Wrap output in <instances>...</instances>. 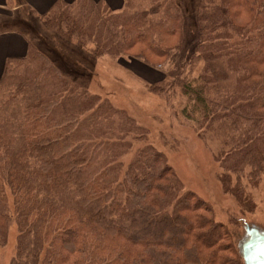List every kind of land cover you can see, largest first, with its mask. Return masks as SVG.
<instances>
[{
  "label": "trees",
  "instance_id": "16d2710c",
  "mask_svg": "<svg viewBox=\"0 0 264 264\" xmlns=\"http://www.w3.org/2000/svg\"><path fill=\"white\" fill-rule=\"evenodd\" d=\"M123 3L114 11L103 0H58L39 18L40 37L94 60L150 67L183 48L176 0ZM195 18L199 41L187 67L201 69L178 86L188 118L199 115L201 130L225 137L226 192L249 201L243 177L253 186L264 179V0H199ZM169 79L152 92L164 95L177 83ZM145 134L38 43L9 58L0 76V245L15 225L11 264H245L166 157L150 145L134 149Z\"/></svg>",
  "mask_w": 264,
  "mask_h": 264
},
{
  "label": "rangeland",
  "instance_id": "374dc122",
  "mask_svg": "<svg viewBox=\"0 0 264 264\" xmlns=\"http://www.w3.org/2000/svg\"><path fill=\"white\" fill-rule=\"evenodd\" d=\"M176 1L186 16L183 48L174 52L169 61L159 67L146 66L138 60L121 61L109 57L94 60L81 55L75 47L55 38L40 37L43 27L35 18L29 20L34 30L21 23L20 31L30 36L46 55L91 93L109 99L144 129L145 137L134 144V149L150 145L162 153L184 189L194 193L213 210L215 220L227 228L239 251L241 242L246 239V226L264 234V179L253 186L248 177H243L244 195L249 197V201L240 200L234 193H227L220 163V157L227 149L224 147L225 137L201 130L197 124L199 115L193 120L188 118L192 111L191 103L178 85H182L180 81L196 78L201 69L191 74L187 67L199 41L195 18L199 0ZM166 76H169V81L177 83L164 95H156L151 86ZM130 159L127 157L125 161ZM237 183L236 176H232V188ZM17 237L18 230L13 225L8 244L0 245V264H11Z\"/></svg>",
  "mask_w": 264,
  "mask_h": 264
},
{
  "label": "crops",
  "instance_id": "0c3cea01",
  "mask_svg": "<svg viewBox=\"0 0 264 264\" xmlns=\"http://www.w3.org/2000/svg\"><path fill=\"white\" fill-rule=\"evenodd\" d=\"M58 0H0V76L9 58L25 57L30 36L21 33V23L32 29L30 18L38 19ZM74 2L75 0H66ZM101 1V0H94ZM112 10L120 11L123 0H103ZM22 18V19H21Z\"/></svg>",
  "mask_w": 264,
  "mask_h": 264
},
{
  "label": "water",
  "instance_id": "95a60500",
  "mask_svg": "<svg viewBox=\"0 0 264 264\" xmlns=\"http://www.w3.org/2000/svg\"><path fill=\"white\" fill-rule=\"evenodd\" d=\"M239 252L245 264H264V234L246 226V239L241 242Z\"/></svg>",
  "mask_w": 264,
  "mask_h": 264
}]
</instances>
